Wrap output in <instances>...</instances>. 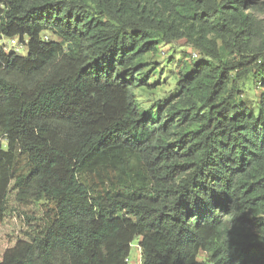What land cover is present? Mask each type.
<instances>
[{
    "label": "trees",
    "instance_id": "trees-1",
    "mask_svg": "<svg viewBox=\"0 0 264 264\" xmlns=\"http://www.w3.org/2000/svg\"><path fill=\"white\" fill-rule=\"evenodd\" d=\"M261 1L0 0V230L10 192L41 211L0 264H129L135 239L139 264H264ZM172 42L203 60L182 100L142 111L147 57Z\"/></svg>",
    "mask_w": 264,
    "mask_h": 264
},
{
    "label": "rangeland",
    "instance_id": "rangeland-1",
    "mask_svg": "<svg viewBox=\"0 0 264 264\" xmlns=\"http://www.w3.org/2000/svg\"><path fill=\"white\" fill-rule=\"evenodd\" d=\"M255 15L259 20H264V0L261 1ZM177 25L183 34L189 33V24L178 22ZM190 35L193 38L199 36L196 31L190 33ZM45 36L50 41L58 40L49 33H45ZM263 42L264 37L258 40L255 46ZM13 51L17 52L19 56H25L27 53V49L20 46V44H17ZM202 60V55L191 43L172 42L170 44H160L156 54L147 57L148 68L152 69L151 86L136 91L140 109L142 111L147 109L155 111L164 102H167L166 106L169 107L182 100L183 96L180 94L177 83L182 76L188 73L189 69ZM239 86L242 97L246 102L253 105L259 100L260 89L255 85V81L251 76L240 81ZM14 194V192L8 194L9 208L12 209V212L7 217V224L0 230L1 239L27 238L33 235L35 229L40 226L41 211L38 205L16 206L13 199ZM204 260L205 256L201 255L199 262L205 264ZM140 261L138 239H135L130 248L128 263L139 264Z\"/></svg>",
    "mask_w": 264,
    "mask_h": 264
},
{
    "label": "built area",
    "instance_id": "built-area-1",
    "mask_svg": "<svg viewBox=\"0 0 264 264\" xmlns=\"http://www.w3.org/2000/svg\"><path fill=\"white\" fill-rule=\"evenodd\" d=\"M17 44L18 43H17V40L16 39H11L9 41H5L4 42V45H6L8 49H14L15 46H17Z\"/></svg>",
    "mask_w": 264,
    "mask_h": 264
}]
</instances>
